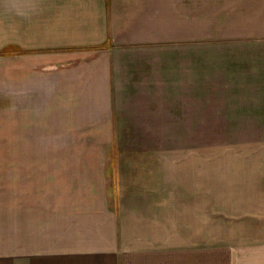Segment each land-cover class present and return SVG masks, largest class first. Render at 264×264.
<instances>
[{"label": "rangeland", "instance_id": "374dc122", "mask_svg": "<svg viewBox=\"0 0 264 264\" xmlns=\"http://www.w3.org/2000/svg\"><path fill=\"white\" fill-rule=\"evenodd\" d=\"M45 2L0 0V51L4 33L17 24L28 32L32 26L46 27ZM167 2L173 9L164 32L155 31L157 27L133 30L134 45L92 37V46L74 49L108 57L114 52L119 65L112 78L116 100L121 98L119 83L130 77L146 85L144 75H149L148 82L155 85L149 103L140 104L135 115L127 102L117 101L119 110L126 108L120 134L88 126V134H71L66 150H50L53 145L39 138L37 149L29 152L0 142V159L102 160V180L121 227L120 264H264V0ZM35 3L43 4L34 14L35 24L28 17L13 20L20 4ZM73 5L67 0L68 9ZM86 19L90 23L93 18ZM33 52L28 50L24 58ZM131 68L139 72L136 77L120 72ZM159 82L167 86L160 96L154 94ZM139 89L144 94L147 86ZM5 106L13 104L0 100V108ZM122 156H135V172L144 171L138 182L146 189L149 175L151 190L159 192L148 198L152 223L143 222V215L121 213L125 200L119 196L126 186L119 174Z\"/></svg>", "mask_w": 264, "mask_h": 264}, {"label": "crops", "instance_id": "0c3cea01", "mask_svg": "<svg viewBox=\"0 0 264 264\" xmlns=\"http://www.w3.org/2000/svg\"><path fill=\"white\" fill-rule=\"evenodd\" d=\"M70 1L74 5L68 9L67 0L62 4L46 0L48 9L44 13L49 22L42 31L32 26L28 32L17 24L14 31L4 33L0 100L13 107L0 108V142L13 144L15 150L37 149L38 138L39 142L53 145L50 150H66L64 144L70 141L71 134H88V126L102 127L104 134L118 135L123 128L119 120L125 118L121 113L126 108L119 110L117 101L127 102L134 114L140 104L149 103L150 87L152 91L155 89L152 81L148 82L149 75H144L146 85L142 86L135 76L138 71L121 69L125 76L133 74L136 78L118 82L121 98L116 100L112 78H116L119 65H115L118 61L114 52L108 57L101 51L74 49L92 46L89 43L92 37L104 38L110 44L134 45L133 30L145 31L149 27L151 31L157 27L155 31L164 32L167 14L173 9L167 5L170 3ZM20 5L14 10L13 20L23 22V17H28L25 20L35 24L38 19L34 14L43 4ZM55 6L62 10H56ZM88 17L94 20L87 23ZM10 21L5 18V22ZM139 36L138 40H142ZM132 49L135 47L130 46ZM28 50L37 53L24 58ZM40 50H45V54L38 53ZM122 78L120 74L121 81ZM132 80L136 84H130ZM160 83L154 92L159 96L162 91L166 93L167 87ZM146 86L147 91L141 94L139 87ZM10 135L13 138L7 140L5 136ZM39 136L47 138L40 140ZM54 136H58V141ZM135 161V156H122L118 160L122 168L120 180L126 184L120 191L119 198L125 200L120 210L124 214L143 215V222L152 223L153 204L148 198L159 192L151 190L149 175L148 187L142 188V181L138 182L142 178H138L144 171L142 175L135 172L134 167L138 166ZM102 165L103 161L96 159H0V264H120L121 227L117 212L110 207Z\"/></svg>", "mask_w": 264, "mask_h": 264}]
</instances>
